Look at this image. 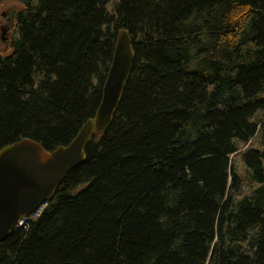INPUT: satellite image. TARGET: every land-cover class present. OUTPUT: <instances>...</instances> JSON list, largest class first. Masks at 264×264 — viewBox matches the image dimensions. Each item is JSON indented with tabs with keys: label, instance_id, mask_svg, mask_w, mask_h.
<instances>
[{
	"label": "trees",
	"instance_id": "trees-1",
	"mask_svg": "<svg viewBox=\"0 0 264 264\" xmlns=\"http://www.w3.org/2000/svg\"><path fill=\"white\" fill-rule=\"evenodd\" d=\"M2 21L0 150L68 145L122 30L135 62L109 129L0 264H264V0H0Z\"/></svg>",
	"mask_w": 264,
	"mask_h": 264
},
{
	"label": "water",
	"instance_id": "water-1",
	"mask_svg": "<svg viewBox=\"0 0 264 264\" xmlns=\"http://www.w3.org/2000/svg\"><path fill=\"white\" fill-rule=\"evenodd\" d=\"M8 31L6 25L1 27L3 42L8 39ZM132 43L128 31L118 33L100 106L68 145L48 152L41 144L24 139L0 150V244L20 221L53 201L66 177L85 161L93 136L109 129L133 70Z\"/></svg>",
	"mask_w": 264,
	"mask_h": 264
},
{
	"label": "built area",
	"instance_id": "built-area-1",
	"mask_svg": "<svg viewBox=\"0 0 264 264\" xmlns=\"http://www.w3.org/2000/svg\"><path fill=\"white\" fill-rule=\"evenodd\" d=\"M46 206H47V204L43 205L35 214L31 215L30 217L24 218L22 221H20V223L18 224L16 229L26 228L28 225V222L30 220H35L36 218H38Z\"/></svg>",
	"mask_w": 264,
	"mask_h": 264
},
{
	"label": "rangeland",
	"instance_id": "rangeland-1",
	"mask_svg": "<svg viewBox=\"0 0 264 264\" xmlns=\"http://www.w3.org/2000/svg\"><path fill=\"white\" fill-rule=\"evenodd\" d=\"M3 25H6V26H7V23L4 22V21H2L1 24H0V29H1V27H2ZM0 34H1V32H0Z\"/></svg>",
	"mask_w": 264,
	"mask_h": 264
}]
</instances>
